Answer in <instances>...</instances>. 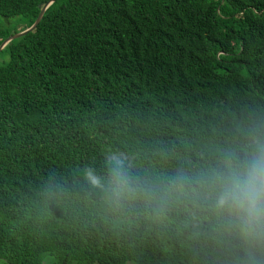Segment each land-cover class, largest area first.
Here are the masks:
<instances>
[{
	"label": "trees",
	"instance_id": "16d2710c",
	"mask_svg": "<svg viewBox=\"0 0 264 264\" xmlns=\"http://www.w3.org/2000/svg\"><path fill=\"white\" fill-rule=\"evenodd\" d=\"M47 1L0 0V44ZM260 103L264 0H55L0 50V264H264V229L187 176L214 127L186 113L216 112L239 161ZM113 154L135 195L85 179Z\"/></svg>",
	"mask_w": 264,
	"mask_h": 264
},
{
	"label": "clouds",
	"instance_id": "9594fccd",
	"mask_svg": "<svg viewBox=\"0 0 264 264\" xmlns=\"http://www.w3.org/2000/svg\"><path fill=\"white\" fill-rule=\"evenodd\" d=\"M257 105L264 113V104ZM216 114L214 112L211 117H207L199 111L186 113L214 127L209 144L212 155L195 165L196 176H187L195 178L194 184L199 179L204 180L209 189L214 191L213 208L218 215L233 217L242 235H254L264 229V131L257 124L264 116L252 113L239 122L237 132L241 127L244 139L254 145L255 151L238 161L232 149L229 151L227 138L219 129L220 123L210 121ZM224 158H227L226 161H223ZM109 163L111 167L103 181L91 170L86 171L85 179L96 187L107 185L106 191L116 200L135 195L131 181L124 172L122 159L113 154Z\"/></svg>",
	"mask_w": 264,
	"mask_h": 264
},
{
	"label": "water",
	"instance_id": "95a60500",
	"mask_svg": "<svg viewBox=\"0 0 264 264\" xmlns=\"http://www.w3.org/2000/svg\"><path fill=\"white\" fill-rule=\"evenodd\" d=\"M55 0H48L42 7L41 10L38 14V16L36 17L35 21L33 22V24L31 26H29L28 28L23 29L22 31L16 32L14 34L9 35L8 37H6L0 44V50L2 48L5 47L6 44H8L11 40L20 37L22 35H25L26 33H28L29 31H32L37 24L39 23L41 16L43 15L44 11L46 10V8L53 3Z\"/></svg>",
	"mask_w": 264,
	"mask_h": 264
},
{
	"label": "rangeland",
	"instance_id": "374dc122",
	"mask_svg": "<svg viewBox=\"0 0 264 264\" xmlns=\"http://www.w3.org/2000/svg\"><path fill=\"white\" fill-rule=\"evenodd\" d=\"M70 155V154H69Z\"/></svg>",
	"mask_w": 264,
	"mask_h": 264
}]
</instances>
